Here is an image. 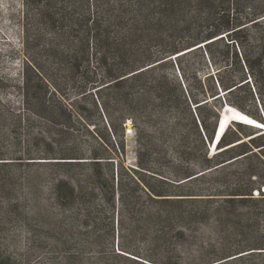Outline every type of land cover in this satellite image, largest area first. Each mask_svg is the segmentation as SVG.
<instances>
[{
	"label": "trees",
	"instance_id": "obj_1",
	"mask_svg": "<svg viewBox=\"0 0 264 264\" xmlns=\"http://www.w3.org/2000/svg\"><path fill=\"white\" fill-rule=\"evenodd\" d=\"M250 2L24 0L21 105L0 99V127L5 119L20 127L22 113L50 119L57 138L39 160L82 169L52 188L50 204L60 213L52 229L58 246L95 249L119 230L123 242L132 230L148 238L154 232L158 242L193 243L189 264L264 257V131L241 127L245 140L231 139L228 130L211 156L218 120L211 129L206 119L200 120L204 131L198 127L209 100L242 107L234 99L242 92L256 98L261 113L250 116L264 123V33H248L250 23L262 22L264 3L248 15ZM192 57L207 60L215 74L196 69L189 80ZM172 64L187 78L185 92L197 105L193 115L185 103L189 129L179 119L162 122L168 113L179 115L185 97L165 71ZM91 110L106 123L92 129L86 120ZM128 123L134 129L157 125L163 148L170 143L190 150L199 143V157L188 153L195 169L172 167V180L127 169ZM27 124L34 125L31 119ZM178 154L182 160L184 153ZM4 160L0 156V166ZM200 228L210 240L195 237ZM123 252L137 257L125 247Z\"/></svg>",
	"mask_w": 264,
	"mask_h": 264
},
{
	"label": "rangeland",
	"instance_id": "obj_2",
	"mask_svg": "<svg viewBox=\"0 0 264 264\" xmlns=\"http://www.w3.org/2000/svg\"><path fill=\"white\" fill-rule=\"evenodd\" d=\"M250 1L251 8H248L246 12L248 15L254 12L257 5L264 3V0ZM24 10V0H0V99L10 102L17 109L21 105L19 87L23 79L25 59L22 27ZM260 21L262 22L259 24L250 23L248 25V33L251 36L256 37L264 33V18ZM189 60L192 66L189 77H187L189 80L196 69L203 76L215 74L214 68L207 60L204 63L195 57ZM199 65L203 67L202 70L199 69ZM165 71L170 80L180 86L185 97L180 99L182 110L179 115L168 113L162 122L172 123L175 119H179L182 125L189 129L192 126L185 106L187 105L193 114V109L197 105L191 102L185 92V86L188 85L187 78L181 77L173 64L172 67H166ZM215 87L220 91L217 84ZM247 98L248 95L245 92L235 95L234 99L239 100L242 107L234 103H225L224 100L219 102L209 100L210 105L203 110V114L198 113L200 131L203 130L200 120L206 119V124L211 129L217 120L219 121L220 113L223 116L228 108L240 111L249 117L252 113L260 115V107L256 98L254 101L249 98L247 100ZM89 109L92 108L88 107ZM86 116L92 129L99 122L103 123V120L106 123L105 116H99L95 111H89ZM30 119L34 125L28 129L27 121ZM21 120L22 125L18 128L13 127L14 119H5L6 126L3 124L0 127V156L5 159V164L0 166V264H92L101 256L102 264L190 263L191 258L188 254L194 250L193 243L190 244L189 241L181 243L179 239L158 242L154 232L149 233L148 238L147 236H136L131 230L122 242V233L119 230V233L115 232L114 239L107 238L104 244L95 249L85 248L81 244L71 245L68 248L58 246L54 241L52 229L54 223L60 218V213L50 204L52 188L57 181L68 174L72 177H79L82 169L76 167L62 169L54 162L39 160L44 157L49 145L54 144L57 129L50 125L51 121L48 118L35 119L22 113ZM155 120L157 121V118ZM242 125L237 122L231 124L228 129L231 139L241 137L249 140L240 134L241 127L253 132L264 131L260 130L261 128H249V126ZM157 131L158 126L155 124L145 126L140 123L138 129H134L131 123L126 125L125 167L146 176L163 175L169 180H172L170 176L172 167L179 165L181 168L195 169L196 161L191 155L199 157V143L194 142L190 150L176 149L170 143L163 148L157 141L159 138ZM88 138L92 140L91 136ZM177 151L184 153L182 160L177 157L179 155ZM190 152L191 155H188ZM210 152L211 156L217 154L219 152L217 146ZM137 155L140 159H136ZM165 155L168 164L162 160ZM106 217L111 219V215ZM113 217L115 223L116 218L120 221V215L117 213ZM195 237L206 241L211 238L210 232L205 228L198 229ZM123 247L137 257L123 252ZM233 264H264V257H247L244 260H236Z\"/></svg>",
	"mask_w": 264,
	"mask_h": 264
},
{
	"label": "bare ground",
	"instance_id": "obj_3",
	"mask_svg": "<svg viewBox=\"0 0 264 264\" xmlns=\"http://www.w3.org/2000/svg\"><path fill=\"white\" fill-rule=\"evenodd\" d=\"M234 122H237V123H240V124L252 127V128H256V129H260L258 125H263L261 122L249 117L248 115L240 111L228 108L226 109L224 115L223 116L221 115V123H220V130H219L218 138L221 137L222 139L225 133L227 132V130L229 129V127L231 126V124ZM260 130H263V129H260Z\"/></svg>",
	"mask_w": 264,
	"mask_h": 264
},
{
	"label": "water",
	"instance_id": "obj_4",
	"mask_svg": "<svg viewBox=\"0 0 264 264\" xmlns=\"http://www.w3.org/2000/svg\"><path fill=\"white\" fill-rule=\"evenodd\" d=\"M221 115H222V114L220 113V116H221ZM220 123H221V117H220V119H219V121H218V126H217V129H216L215 135H214V142H213V144L211 145V148L214 146V143H215L216 139H218V137H219Z\"/></svg>",
	"mask_w": 264,
	"mask_h": 264
},
{
	"label": "clouds",
	"instance_id": "obj_5",
	"mask_svg": "<svg viewBox=\"0 0 264 264\" xmlns=\"http://www.w3.org/2000/svg\"><path fill=\"white\" fill-rule=\"evenodd\" d=\"M218 139H219V138H218ZM218 139H216L215 143L218 141ZM215 143H214V144H215Z\"/></svg>",
	"mask_w": 264,
	"mask_h": 264
}]
</instances>
